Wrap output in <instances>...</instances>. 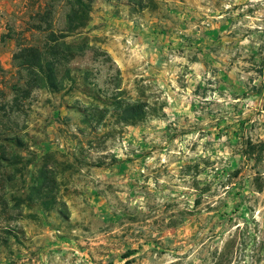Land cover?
<instances>
[{"label":"rangeland","instance_id":"1","mask_svg":"<svg viewBox=\"0 0 264 264\" xmlns=\"http://www.w3.org/2000/svg\"><path fill=\"white\" fill-rule=\"evenodd\" d=\"M0 264H264V0H0Z\"/></svg>","mask_w":264,"mask_h":264},{"label":"trees","instance_id":"2","mask_svg":"<svg viewBox=\"0 0 264 264\" xmlns=\"http://www.w3.org/2000/svg\"><path fill=\"white\" fill-rule=\"evenodd\" d=\"M68 30L74 31L77 27L73 26V23L78 18V11L71 8L70 14L68 15ZM79 19V18H78ZM58 41L57 38L49 39L50 44H48L43 51L37 48H24L20 50V55L16 56L24 59V64L28 67L30 74V88L39 89H58V80L56 76V71L54 68V61H50L49 57L57 55V50L55 43ZM72 48L65 45V51L70 52ZM69 55V54H68ZM20 58V59H21ZM145 106L143 104H134L126 107L122 112V118L124 120L136 119L144 114Z\"/></svg>","mask_w":264,"mask_h":264}]
</instances>
